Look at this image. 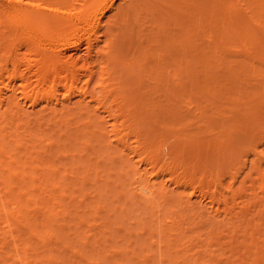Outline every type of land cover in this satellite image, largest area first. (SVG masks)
I'll return each mask as SVG.
<instances>
[{
	"label": "rangeland",
	"instance_id": "obj_1",
	"mask_svg": "<svg viewBox=\"0 0 264 264\" xmlns=\"http://www.w3.org/2000/svg\"><path fill=\"white\" fill-rule=\"evenodd\" d=\"M121 2L122 0H115L114 8L109 10L106 15L101 18L102 21L100 26H103L104 28L105 24L108 25L113 23L111 20L114 19V17L112 16H116L115 14L118 13L116 12L118 10L117 7L122 4ZM143 2L145 1H138L139 6L137 8L139 10L141 8V4H143V6L147 5L146 8L153 9L152 5L154 2L159 4L160 8L166 9V6L167 8L169 6L172 7L171 0H146V3ZM151 2H153V4ZM212 3L214 4L213 6H215L213 24L215 29L212 27V31H210V33H213L215 36H219L218 32H221V29H224L227 25L226 24L223 26L222 22L223 18L226 16L225 14L232 10L230 8L231 1L213 0ZM219 3L221 4L219 5ZM223 3H225V5ZM137 8L132 9L131 7L130 9L132 11L129 9L131 14L129 11L127 14H130L128 16L129 18L127 19V16L123 17V15L122 17L124 20L118 19L117 21L119 22L115 23L114 26L116 24L118 25H116L114 29H116L115 31L117 36L122 39L120 40L117 37L119 43H121L120 47L125 50V54L127 52L125 46L129 45L128 43L133 39L134 36L136 37V39L135 37L134 39L138 40L136 35H139V42L141 40L143 42V39L145 38L144 44L142 45L143 49H141V45H139L140 49L137 50L139 55H136H138V59L141 58L143 55L140 56L141 53L139 52L144 50L142 53L146 54L145 57L147 58H141L140 63H137V58H132L134 57L132 53L126 55L122 53V57L120 56V60L116 65L119 70L116 71V73H123H121V76L119 75V77H122V80H124V82L121 80L123 84L121 82L120 85L116 84L119 87L122 86L120 91H123H121L119 95L122 97H120V99L117 97L118 99L112 101H114V105H118L117 110L119 109V111H121V113L119 112L120 116H118V118H123V120H125L124 122L122 119L117 118V122L122 123L123 121L126 124L125 125L122 123L124 126L122 125L121 127V124L118 123V127L122 129L120 133L123 132L120 135H124L125 133L126 138H124V140H127L126 142L129 144L128 146H130L131 149L133 146V149L138 150H134L136 153L132 154L128 151H121L122 146H120L121 149L116 145L113 146L115 142H113L114 144L109 145V142L107 141L109 139H107L106 136L101 135L99 131L100 127L97 128L96 125H94L95 127L92 126L94 129L88 128L87 125L90 124L89 126L91 127V124L93 123H88L87 118L86 120L83 118L84 121H82L83 119L81 118L79 120V115H77L78 113L75 114L73 110L72 111L74 114H72V111H69L60 113L57 116V113L51 109V106L53 105L50 104L49 107H44L45 102H40L36 105L34 114H29L28 109L26 111L24 110L25 112L22 111L21 113H23L25 116L22 114L24 117H22L20 120V122L23 120V123L21 122L18 128V132L20 133H17L18 136L16 135L13 138V142L15 141V138L18 137L16 139L22 143L21 145L17 146L20 142L18 143V141H15L18 144L15 142H9L10 145L8 144V148H6L8 149V152L6 153H13L11 157L13 156L16 158L12 164L13 166L15 165L16 171V167L18 166L17 168L19 171H13V174L16 176L12 175L10 168L13 166L10 160L9 162L11 166H7L9 169L7 167H5L7 169L2 168L3 166L1 167L3 170L0 171L2 173H0V187L2 186V190L0 189L2 193L1 191L0 193H5L3 194L5 200L4 198L2 201L0 200V207L3 201H7L6 205L10 206H12L10 202L14 201V203H17L19 206L13 203V205L18 206H13V208L16 207L13 211H16L18 208L20 214H16L17 211L15 214H13L15 216L22 215L24 218L21 216L22 219H16V217L14 219V215L11 213V218H13L12 222H15V224L13 225L11 222L10 225L15 226L16 229L15 230L12 228V226H10L13 230V241L12 239L11 241L14 242L15 240L17 250L16 248L13 250L12 242H9V239L11 238L9 235L10 233L8 234V237V235H6L7 231L3 229V226L0 228V239L2 238L0 240V245L2 246L0 248L2 249L0 250L2 251L0 252V264H21L19 259H15L17 258L16 254L18 253L20 256L22 254L21 257L23 261L28 258L26 259L27 264H52L51 262H53V260L48 259L49 262L45 260L48 256H52L51 259L55 257V261L53 262L54 264H264V193H261L259 189L255 187L257 185L251 187L252 183L256 181L255 173H252L253 175L250 174L249 176L247 175V177H244L247 174L245 172L248 171L247 168L249 167L250 163L249 160H244L245 153L240 154L241 152L238 151L240 147H237L238 144L235 143L236 141L232 142L230 145V141H234L233 137L235 133L233 129L236 131V128L232 129V127H235L237 122H235V120L229 121L228 123H230L229 126H231V128H229L228 124H226L229 130L232 129V134L234 133L231 136V133H224L225 135L221 133L222 126H220V122L217 121L223 116L226 117L227 115L240 110L241 107H246V102H243L245 101V97L241 96L244 99L243 100L238 95L242 91L239 93L236 92L237 89L235 86L240 82L239 85L242 88L245 83V86H247L248 82L253 84L257 81L254 82L252 78L250 81L248 78V80H245L246 73L244 71L242 72L239 68L237 69L238 60H241L242 57L239 56V59L236 53L233 52L236 48L232 45H229L230 43L227 41H222L220 43L218 40V43H215L216 47L213 48L211 52H208L209 54L206 53V55H196L197 58L191 56V53H189V55H185L187 57L189 56L188 59L186 57V59L184 57L182 59V56L184 55L177 56L180 58V61L176 63L175 60H172L173 57L171 56L173 55L170 56L167 54V58L166 56H164V58L161 56L156 58L158 55H160L159 53L165 51L163 48L166 44L165 40L168 39L169 41V38H174L172 42H174V45H177L176 48L180 49L181 47V49L183 48L184 50V47L189 49L190 46L195 44L196 38L191 36L190 33L184 34L182 29H179L181 25L175 22L174 19L172 20V18H170L168 15L166 18H164L166 14L163 16L161 11L160 17L163 18V20L159 18L161 20L160 21L158 18H156L157 21H160L157 22L156 19L154 20L156 17L155 14L157 13L156 10L154 11V9H148L147 11L145 8L144 11L142 8L139 11ZM189 9L190 7L187 4L184 3L181 5V11L183 10V15H187L188 11L190 12L191 10ZM142 10L145 13L151 10L150 13L153 11L155 16H152V13L151 15L150 13L146 15L144 12H142ZM133 11L135 14L134 17L131 16L133 15ZM137 12L138 14L139 12H142L140 13L142 15H137ZM111 13L115 14L112 15ZM143 14H145V21L143 19ZM148 15L153 17L152 19L154 21L150 19L151 17ZM183 15H181V19L186 18V20H188L187 16L185 17ZM130 16L133 18V23H136L134 19L138 16L136 23L137 25L132 23ZM146 16L148 17L147 20ZM182 16L184 18H182ZM129 21H131V24L133 25H131ZM159 23H162L160 27H158ZM125 24H128V26ZM142 25V28H144L146 32L141 28ZM133 26L135 28L134 30L137 29L136 27L139 28L137 30L138 32L133 31L132 33L131 29ZM146 27H148V29L151 31L153 29L152 33H154L155 30L157 35L154 33L156 35L154 36V34H152L150 31L147 33L148 29L146 30ZM103 28L101 27V29L98 31V33H100H97L101 39H104ZM140 28L142 29L143 33L140 32ZM179 31H181V33H183L186 37L184 38L182 36L183 34L181 35ZM134 32L136 35H133ZM131 34L133 37L130 36ZM146 34H148V36ZM168 35H173L174 37H169ZM141 36L143 38H141ZM157 37L158 39L161 38V43ZM129 38L132 39L130 40ZM146 41L148 42V44H146L148 47L145 45ZM126 43L128 45H126ZM172 44L173 43L170 41V45ZM144 45L146 48H144ZM82 46L84 47L83 43L81 44V49L76 50L69 48L65 53L67 55H73L74 57L82 56L84 51ZM226 47H230V49L233 47L234 48L231 52V50ZM217 50L219 53L216 52ZM121 52L122 51L120 50V53ZM213 54H216V57ZM128 55H130L131 58ZM227 56L228 58H226ZM169 57H171V59ZM160 58L163 61H167L168 59L167 63L162 62V64H165V66L158 62L161 60ZM176 58L174 57L173 59ZM219 59L220 61H218ZM171 60L173 62H171ZM181 61L182 63L185 62L184 65L181 63ZM127 64L129 66L132 65V68L134 66V68L132 69ZM10 65L11 64L8 63L7 68L8 66L10 68ZM166 65H168V67ZM262 75L261 77H264ZM127 76L130 78V80L127 78ZM176 76L177 80L174 78ZM179 79L180 81H178ZM261 79L264 80V78ZM114 81H116V83L118 82L119 84L118 78ZM95 85L96 84L94 81L90 82L89 90L91 92L95 91L97 93L99 88L97 89ZM94 86L97 90L94 89ZM117 86H114L113 84V87ZM167 86L171 88V90ZM180 87L182 88L181 90ZM62 90L63 88L60 87L58 92L59 94H57L58 97H63L61 96V93L63 95ZM174 92L177 93L175 94ZM118 93L119 92L116 94ZM234 93L235 95H233ZM123 94L124 97L126 96L125 98L123 97ZM234 98L237 100H234ZM76 99L77 95L73 94L71 96L70 102L68 104L65 102L64 105H66V107L68 106V109H71V107L74 108V105L76 108ZM110 101L107 102L110 103ZM118 102H120V105ZM213 102H215V104H213ZM114 105L113 107H115ZM217 105L219 107H217ZM121 106L123 108H119ZM47 107L48 109H45ZM48 110L50 111L48 112ZM212 110L215 113H213ZM261 111L264 112V110ZM70 112L71 114H69ZM122 113H124L123 116ZM104 114L105 113L102 115ZM125 115L126 117H124ZM104 116H106V114ZM218 116H220V118ZM81 117L83 116L81 115ZM106 117L107 119L105 117L104 119L109 121V123L105 122L103 126H107L106 128L109 129L108 126L113 121V118L111 120V117ZM134 118L139 122L137 123ZM132 119L135 122H133ZM85 121L88 124H86ZM232 122L235 123L232 124ZM131 123H133V125ZM83 124L86 126H83ZM21 126H23V128ZM69 127L71 128L69 129ZM83 127L86 130H83ZM135 127L136 129H134ZM87 128L89 130H87ZM50 129L55 131L51 134ZM85 131H89V134ZM130 132H132V134ZM40 134L42 137H44H40ZM50 134L52 137H49ZM144 134L145 137L143 138ZM221 134L223 137H225L223 138ZM54 138L55 142H59L53 144L54 141L51 139L54 140ZM49 139L50 143L52 144H49ZM214 139L216 141H214ZM218 139H220L219 142H217ZM223 140H226V143ZM24 143H27V146L29 145L28 147L30 148L27 149L28 147L24 145ZM223 143H225V146ZM49 145H52V147ZM222 145L223 149L220 147ZM225 147H228V149ZM234 147L237 149H234ZM49 149H52V151ZM220 149H222V151H220ZM225 150H227V152H225ZM15 153L17 155H15ZM134 154L139 155L136 157ZM141 155H147L149 157V162H156L161 167L158 173V178H155L156 187L154 188L156 190L150 200L145 199L141 195L138 196L136 193L134 194L133 190L130 189L135 177L134 173L136 167L141 169L145 167L148 171H150L151 168L150 164L148 165L146 161L143 162L144 164L141 163L143 166L141 164H136L133 166V164L136 163L135 161H137V158H139V156L142 157ZM147 156L146 158H148ZM127 157L128 159L135 158L134 161H126ZM150 157L152 160H150ZM46 159L50 160L46 161ZM23 160L25 162H23ZM240 160L246 162L248 165L246 163H243L242 165ZM125 163L130 164L127 165ZM21 164L24 165L23 168ZM244 164L247 168L244 166ZM53 169H55V171ZM4 170L7 171L4 172ZM9 171L11 173L10 177L13 176L12 180H15V182L12 180L11 183L8 182V177L6 176H9ZM161 171L164 173L161 174ZM38 173L42 174L38 175ZM33 174L35 179L34 181L32 179ZM173 175L181 176V180H186L187 178H189V180L187 179V182L184 180V183L181 185L179 184V186L172 182L171 177L173 178ZM185 176L190 177L186 178ZM3 177L4 179H1ZM6 181L10 184L9 187L12 185L10 188L6 186L8 184ZM208 182L210 184H208ZM206 185H209V187L211 186V188L209 189ZM3 187H6L5 189L8 188L7 194ZM212 187L216 189L214 190ZM212 189L217 195L214 196V191ZM203 190L205 192L208 191L209 193H205ZM256 191L259 192L256 193ZM210 195L214 196L215 200L210 197ZM215 197L217 199L220 197L219 199L222 200L218 199V202ZM188 199H191L192 202L191 200L188 201ZM1 219L2 218L0 217V220ZM18 221H21V223L19 222V224ZM43 222L45 223V226L47 224V227L43 226ZM62 224L63 226L66 225L67 227L64 226L63 228ZM1 225H3V222L2 224L0 223V226ZM41 226L43 228H41ZM45 231H48V233ZM43 232L46 234V236L51 232L53 235H50V237L48 235L49 239H47ZM14 234L16 237H14ZM2 240L4 241L1 244ZM16 240H18L19 244H17ZM49 244H52V246H50L53 249L49 247ZM71 248H76L81 253L77 250V254H73L76 257L73 258ZM257 249L258 251H256ZM24 250L27 255H25ZM15 251H18V253ZM79 254H82V256ZM73 259H76V261Z\"/></svg>",
	"mask_w": 264,
	"mask_h": 264
},
{
	"label": "bare ground",
	"instance_id": "obj_2",
	"mask_svg": "<svg viewBox=\"0 0 264 264\" xmlns=\"http://www.w3.org/2000/svg\"><path fill=\"white\" fill-rule=\"evenodd\" d=\"M138 1L139 0H122V2H121L122 4L117 7L118 10L116 12H118V13H116V14L114 13L118 18L116 16H112V17H114V19L111 20V21H113V23L112 24H108V25L105 24L104 28H103V26H100V23L102 21L101 18L103 16H105L106 13L109 10L114 8L115 0H0V171L3 170V169H1L2 166H3L2 168L7 169L8 168L7 166L8 165L11 166L12 162L16 159L13 156H12L13 157V159H12L11 155L13 153L12 154L10 152L6 153V152H8L7 151L8 149H6V148H8L7 146L9 144V142H11V143L13 142L14 136H16V135L18 136L17 133H20V132H18L19 131L18 128H19L21 122L23 121L22 120L20 122V120H21L22 117L25 116L21 112L24 111V110L26 111L28 109L29 112L28 111L27 112L29 114H34V109H35L36 105L39 104L40 102H45L44 103L45 104L44 107H46V106L49 107L50 104L53 105V106H51L52 107L51 109H52V111H55L57 113V116L60 113L69 112V111L73 110L75 112V114L78 113L77 115H79V117H78L79 120H80V118L81 119L85 118V120L87 118V122L88 123L89 122L93 123V124H91V127L89 126L90 124L87 125L88 128H93V127H95L94 125H96L97 128L100 127L99 131H100L101 135H104V136L107 137V139H109V140H107L109 142V145L110 144L112 145V144H114L113 142H115V144L113 146L116 145L119 148H120V146H122V150L121 151H128L129 153H132V154L136 153V151L138 149L137 150L133 149V146H132V149H133L132 150L130 148V146H128L129 144L126 142L127 140L126 141L124 140V138H126V134L124 133L125 136L124 135H120L123 132L120 133L122 129H120L118 127V123H120V122H117L118 121L117 118H118V116H120L119 112L121 113V111H119V109L117 110L118 105L115 103L117 105V107H116V105H114V101H112V100H115V99H118V98L120 99V97H122V96H119L121 91H123V90L120 91V89H122V86H120V87L117 86V85H120V82L122 80V77H119V75L121 76L122 72L116 73V71H119L118 67H116V65H117V62L120 60V56L122 57V53L125 54V50L120 47L121 43H119V41H118V38L120 39V37L117 36L116 31H115L116 29H114V27H116V25H118V24H116L115 26H114V24L119 22V21H117L118 19H123L124 20L123 17H125V16H127V19H128L129 18L128 16L131 14L130 11H132L130 8L131 7H132V9L137 8L139 6L138 5ZM142 1H145L143 3H146V0H142ZM190 1L189 0H186V1H184V0H171L172 7L169 6L171 8H169V7L167 8V6H166V9L160 8V5L155 3V2H154V4H153V2H151L153 4L152 8L154 9V11L155 10L157 11V13L155 14L156 17L154 18V20L156 18H158V20H160L159 18H161L160 16H161V12H162L163 16L166 14L164 18H166V16L168 15V16H170V18H172V20L174 19L175 22L180 24L181 27L179 29H182V32H184V34L185 33H190L191 36L196 38L195 44L190 46L189 49H186L184 47V50H183V48L181 49V47H180V49L176 48L177 45H174V42H172V40L174 38L173 39L169 38V41H168V39L167 40L164 39L166 44H165V46H164L163 43L162 44L164 46L163 48L165 49V51L159 53L160 55H158L156 58H158L159 56H161L163 58H164V56H166V58H167V54L170 55V56L173 55V56H171L173 58L174 57L176 58L177 56H180V55H184V56H182V59H183V57L184 58L186 57L188 59L189 56L187 57L185 55H189V53H191V56H194V57H196V55L197 56L198 55H204V54L206 55V53L211 52V50L216 47L215 43H218L217 42L218 40H219L220 43L222 41H224V42L227 41V42L230 43L229 45H232V46H234L236 48L233 51L232 49L234 47L232 49H230V47H226V48H229L231 50V52L232 51L235 52L238 57L239 56L242 57L241 60H238L237 69L239 68V69H241L242 72L244 71L246 73L245 74L246 75V77H245L246 79L245 80L249 79V81H250V79L252 78L254 80V82L255 81H257V82H255L253 84H250L247 81L248 85L245 86V84H246L245 83L243 85V87L245 86L244 88L243 87L241 88V86L239 85L240 84V82H239V84H237L235 86L236 89H237V90L236 89L235 90L238 93L240 91H242L240 94H238V93L237 94L240 97L241 96L245 97L244 98L245 101H243V102H246L245 103L246 107H241L240 110H237L236 112H233V113L230 111L232 114H229L230 116L227 115L229 117H227V116L224 117L223 116L222 118H220V116H218L220 119H218L217 121H219L220 124H221V125L220 124L219 125L222 126V130H221L222 134H224V133L230 134L231 133V136H232L235 133V135L233 137L234 141H230V145H231L232 142L236 141L235 143L239 145V146L237 145V147L238 148L240 147L239 148L240 150L238 149V151L241 152L240 154L245 153L244 154L245 155V159L244 160L245 161L249 160V162H250L248 168L244 164V166L248 169V171L245 172L247 174L244 177H247V175L249 176L250 174H252V173L254 174L255 173V175H256V179L255 180L256 181L252 183L251 187H254L255 185H257L255 187H257L261 193H264V112L261 111V110H264V80L261 79V78H264V77H261V75L264 74V0H230L231 1L230 8L232 10H230L226 14L224 13L226 16L223 18V22L220 20L223 23L222 25L225 26L227 24L226 25L227 27L225 26L224 29H221V32L217 31L219 33L218 34L219 36H215V35H213V33L212 34L210 33V31H212V27L214 28L213 24H214V8H215V6H213L214 5L212 3L213 0L212 1H210V0H192L191 2ZM140 3H142V2H140ZM184 3L187 4L190 7V9H191V10L189 9L190 12L188 11L187 15H185V14L183 15V10L181 11V5L184 4ZM220 4L221 3H219V5ZM223 4L225 5V3H223ZM142 6H143V4H141L140 10L143 8L144 11H145V8L147 7V5L146 6L144 5L145 8H144V6L143 7ZM178 8L180 9V11H179ZM129 9H130V11H129ZM146 9L148 11V9H151V8H146ZM153 9H151V10H153ZM151 10H149V12H146V13L142 10V12H144L147 15V14L150 13ZM128 11L130 12L129 15H127L129 13ZM142 12H139V14L142 13ZM151 13H152V16H155L153 11ZM151 13H150V15H151ZM114 14H112V15H114ZM139 14L137 12V15H139ZM145 14H143V16H144L143 19L145 18ZM120 15H121V17H120ZM134 15L135 14H134V11H133V15H131V16L134 17ZM140 15H142V14H140ZM150 15H148V16H150ZM181 15H183L185 17L187 16L188 20H186V18H184L183 16H182V18H184V19H181ZM137 17L134 19L136 23H137V19H138ZM139 18H140V16H139ZM152 18L153 17H151L150 19H152ZM170 18H168V19H170ZM130 19H131V21L133 23L134 22L133 18L131 17ZM147 19H148V17L146 16V20ZM161 20H163V18H161ZM131 21H129L130 24H131ZM144 21H145V19H144ZM153 21H151V22L154 23ZM156 21H157V19H156ZM160 21H157V22H160ZM187 22L190 23V24H188ZM136 23H133V24H136ZM133 24H131V25H133ZM160 25H162V23L161 24L159 23L158 27H160ZM126 26H128V24ZM134 26L132 27V29L130 28L132 30V33H133V31H137L139 29L138 27H136L137 29L134 30L135 29ZM223 26H222V28H223ZM101 27L103 28V32H104V34H103L104 35V39H101L99 37V35H98L100 33V32L98 33V31H99V29H101ZM129 27H131V26H129ZM142 27H143V25L141 26V28ZM142 29L145 31L144 28H142ZM142 29H141L140 32H142ZM147 29H148V27H146V30ZM214 29H213V31H214ZM148 31H150L152 33L153 29H152V31L148 29L147 33H148ZM127 32H129V31H127ZM142 33H140V34H142ZM154 33L156 34L155 30H154ZM154 33H152V34H154ZM179 33L181 35L183 34V33H181V31H179ZM155 34H154V36L157 35V34L156 35ZM184 34L182 36L185 38L186 36H184ZM133 35H136L135 32H134ZM146 35L148 36V34H146ZM173 35H170V36L172 37ZM130 36H132V34ZM136 36H137L138 40H135L136 37L134 36L135 37V39H134V37L132 36L133 39L131 38L132 39L131 40L129 38L131 41L130 42L128 41L129 43L127 42L129 45L126 43V45H128V46H125V49L127 51L126 54H131L132 53V55L134 56L132 58H135V57L137 58V56L139 55L137 50L140 49V48L143 49L142 45L144 44V40H145V38H144L143 42H142V40L139 42V39H140L138 37L139 35L137 34ZM122 37H123V33H122ZM143 37H144V35H143ZM143 37L141 36V38H143ZM157 39H158V37H157ZM120 40H122V39H120ZM158 40L160 42L161 38H159ZM158 40H156V41H158ZM166 41H168L169 44ZM170 41H171V43H173L172 45H170ZM138 42H139V44H138ZM224 42H223V44H224ZM82 43L84 44V47L82 46L84 48L82 56L74 57L73 55H67L65 53L69 48H73V49H76V50L81 49L80 47H81ZM206 43H207V45H206ZM122 44H123V42H122ZM146 44H148L147 41H146L145 45ZM124 45H125V43H124ZM139 45H141L140 48H139ZM146 46L148 47V45H146ZM146 46L144 48H146ZM148 49H150V48H148ZM120 50L122 51L121 53H120ZM218 50L216 52H218ZM143 51L141 50V52H139V53H141L140 56L141 55L144 56V57L143 56L141 57L142 59L147 58V57H145L146 54L142 53ZM218 53H217V55H218ZM136 54H138V55H136ZM151 55H152V53H151ZM128 56L130 57V55H128ZM214 56L216 57V54ZM228 56H230V55H228ZM228 56L226 58H228ZM171 57H169V58L171 59ZM141 58H139V59L137 58V63H140ZM173 58H172V60H175V63L180 61L179 57L176 58L177 60L173 59ZM222 58H224V57H222ZM239 59H240V57H239ZM172 60H171V62H173ZM167 61H168V59H167ZM167 61H163L161 59L158 62H160L162 64V62L167 63ZM218 61H220V59ZM230 62H231V59H230ZM8 63L11 64L10 68H9V66L7 68V64ZM142 63H144V62H142ZM181 63H182V61H181ZM184 63H182V64L184 65ZM141 64H139V65H141ZM145 64H147V63H145ZM171 64H173V63H171ZM177 64H179V63H177ZM229 64H227V65H229ZM148 65H150V64H148ZM162 65L165 66V64H162ZM131 66H129V67H131ZM166 66L168 67V65H166ZM195 67H196V65H195ZM133 68H134V66H133ZM119 69H120V67H119ZM144 69H145V67H144ZM194 69H196V68H194ZM136 70H137V68H136ZM142 71H144V70H142ZM148 71H150V70H148ZM165 72H168V71H165ZM133 73H131V74H133ZM151 73H152V71H151ZM192 75H195V74H192ZM177 76L174 77V78L176 79ZM262 76H264V75H262ZM117 78H118L119 84H118V82L116 83V81H114ZM119 78H120V80H119ZM127 78H128V76H127ZM165 78H166V76H165ZM189 78H191V77H189ZM128 79L130 80V78H128ZM225 79H226V77H225ZM155 80H157V79H155ZM240 80H241V78H240ZM92 81H94V83L96 84L95 85L96 88L97 89L99 88L97 90L95 88V86H94V89L97 90V93L95 91L91 92L89 90L90 89L89 88L90 82H92ZM122 81L124 82V80H122ZM178 81H180V79ZM195 81H196V79H195ZM163 82H165V81H163ZM251 82H252V80H251ZM127 83H128V81H127ZM156 83H157V81H156ZM113 84H114V86H117V87H113ZM190 84H191V82H190ZM220 85H221V83H220ZM60 87L63 88V90H62L63 91V95L61 93V96H63L62 98L58 97V95H57V94H59L58 92H59V88ZM181 87H180V90L182 89ZM169 89L171 90V88H169ZM116 90H117V92H119L118 94H116L117 93ZM124 91H125V89H124ZM175 91H177V90H175ZM224 92H225V90H224ZM233 92H235V91H233ZM73 94L77 95V99H76V104H77L76 106L77 107L75 108V105H74L75 109L72 108V107H71V109L70 108L68 109L67 108L68 106L66 107V105H64V103L67 102V104H68L70 102L71 96ZM135 95H137V94H135ZM233 95H235V93ZM123 97H124V94H123ZM134 97H136V96H134ZM219 97H220V95H219ZM87 98H89V99H87ZM170 99H171V97H170ZM226 99H228V98H226ZM234 100H237V99L234 98ZM107 101H110V103H108ZM119 103L120 102H118V104ZM213 104H215V102H213ZM113 105L116 108L113 107ZM128 105H131V104H128ZM240 105H242V104H240ZM228 106H230V105H228ZM228 106H227V108H228ZM48 107L45 108V109H48ZM111 107H112V109H111ZM217 107H219V106L217 105ZM119 108H123V107L121 106ZM213 109H217V108H213ZM49 111L50 110H48V112ZM73 111H72V114H74ZM133 111H134V109H133ZM226 111H228V110H226ZM103 113H105L106 116H108L109 118L111 117V120L113 118V121L108 126L109 129L106 128L107 126L106 127L103 126L105 122L109 123V121L106 120L107 117L104 116L105 114L102 115ZM115 113H116V115H115ZM124 113H126V112H124ZM124 113H122V116H123ZM213 113H215V112L213 111ZM22 114L24 116H22ZM69 114H71V112ZM81 115L83 117H81ZM43 116H45V115H43ZM134 116H137V115H134ZM38 117H40V116H38ZM104 117L106 119H104ZM124 117H126V115ZM95 118H100L101 120L100 119H95ZM132 118H133V116H132ZM118 119H122L123 120V118H118ZM231 120H235V122L238 123V124L237 123L235 124V127H232V129L236 128V131L233 129V131H234L233 134H232L233 131H231L232 129H230V130L228 129V127L231 128V126H229L230 123H228ZM82 121H84V119ZM123 121L125 122V120H123ZM123 121H122V123H124ZM132 121H133V119H132ZM214 121H216V120H214ZM79 122H81V121H79ZM87 122L85 121L86 124H88ZM133 122H135V121H133ZM136 122L138 123L139 121L136 120ZM235 122H232V124H234ZM45 123H46V121H45ZM64 123H65V121H64ZM122 123H120L121 127L123 125ZM30 124H28V125H30ZM80 124H82V123H80ZM131 124L133 125V123H131ZM226 124H228V127H227ZM23 126H21V127L23 128ZM83 126H86V125L83 124ZM232 126H234V125H232ZM70 128L71 127H69V129ZM88 128H87V130H89ZM39 129H40V127H39ZM84 129L85 128L83 127V130ZM119 129H120V131H119ZM123 129H124V127H123ZM134 129H136V127ZM21 130H23V129H21ZM40 131H41V129H40ZM54 131L51 130V134ZM218 131H220V130H218ZM222 131H224V132H222ZM85 132L88 133L89 131H85ZM127 132H128V130H127ZM140 132H141V130H140ZM48 133H50V132H48ZM90 133H91V131H90ZM130 133L132 134V132H130ZM218 133H220V132H218ZM51 134H50L49 137H52ZM222 134H221V136H222ZM93 135H95V134H93ZM40 137H42V135ZM53 137H54V133H53ZM144 137H145V134L143 135V138ZM216 137H217V135H216ZM16 138H18V137H16ZM16 138H15V141H18V143L19 142L20 143L18 144L17 142H15V141L14 142L16 144H18L17 146L21 145L22 142L17 140ZM45 138H46V136H45ZM82 139H83V137H82ZM20 140H21V137H20ZM51 140L55 142V138H54V140L53 139H51ZM230 140H232V139H230ZM107 141H105V142H107ZM214 141H216V140L214 139ZM219 141H220V139H218L217 142H219ZM223 141L225 142L226 140H223ZM54 142H53V144H56L59 141H57L55 143ZM225 143H223L224 146H225ZM49 144H52V143H50V139H49ZM24 145L27 146V143H24ZM42 145H45V144H42ZM228 145H229V142H228ZM49 146L52 147V145H49ZM234 146H235V144H234ZM15 147H16V145H15ZM218 147H219V145H218ZM220 147H222V149H223V145L220 146ZM29 148L30 147H28L27 149H29ZM225 148L228 149V147H225ZM229 148H230V146H229ZM235 148L236 147H234V149ZM222 149H220V151H222ZM25 150H26V148H25ZM49 150L52 151V149H49ZM134 150H136V151H134ZM235 151H237V150H235ZM11 152H12V150H11ZM225 152H227V150H225ZM29 153H30V151H29ZM48 153H49V151H48ZM66 153H68V152H66ZM129 153H127V154H129ZM138 153L140 154L139 151H138ZM230 153H232V152H230ZM132 154H130V155H132ZM139 154H134V155H136V157H138L137 155H139ZM15 155H17V154L15 153ZM146 156L145 155L142 156V157L139 156V158H137V161H135L136 163H134V164L132 163V164H133V166L136 165V164H141V163L144 164L143 162L146 161L147 164L148 165L150 164V166H151L150 171H148L145 167L142 168V169L139 168V167H136V170H135V173H134L135 177H134V180L132 182V185H131L130 189L133 190L134 194L136 193V194H138V196L141 195L145 199L150 200L153 197L154 193H155V190H156L154 188V187H156V185H155V180L156 179L155 178H158V173H159L161 167L156 162H152V161L149 162L148 161L149 157L147 156L148 158H146ZM45 157H47V156H45ZM134 158L133 159H130V158L128 159V157H127L126 161H128V160H133L134 161ZM34 159H37V158H34ZM34 159H32V160H34ZM9 160H10L11 164H10ZM24 160H23V162H25ZM47 160L48 159H46V161ZM150 160H152L151 157H150ZM154 160L156 161L155 158H154ZM240 161H241L242 165H243V163H246V162H244L242 160H240ZM237 162H238V160H237ZM71 163H72V161H71ZM125 164L129 165L130 163H125ZM4 165H6V166H4ZM21 165H22V168H23L24 165L23 164H21ZM12 166H13V164H12ZM5 167H7V168H5ZM17 167H16V169H17V171H19ZM12 168H14V169H12ZM12 168H10V171L12 172V175H15V174H13V171H16L15 170V165ZM53 170L55 171V169H53ZM86 170H87V168H86ZM5 171H7V170H4V172ZM10 171L8 172L9 176L8 175L6 176V177H8L7 178L8 182L9 183H11L12 181L15 182V180H12L13 176L10 177V174H11ZM16 172H14V173H16ZM23 173H24V171H23ZM160 173L163 174L164 172L162 173V171H161ZM39 174H42V173H38V175ZM17 175H18V173H17ZM187 177H190V176H187ZM1 179H4V177L1 178ZM32 179H33V181L35 180L34 179V174H33V178ZM181 179L182 178L179 175H175L173 178L171 177L172 182L174 184H176V185H179V184L181 185L182 183H184L183 181L185 179H183V180H181ZM187 179L189 180V178H187ZM186 180H185V182L188 181V180L187 181ZM0 182H1V180H0ZM8 182L6 181V183H8ZM241 182H245V181H241ZM9 183L7 185L6 184L5 185L7 187H9V185H10ZM212 183H214V182H212ZM208 184H210V183L208 182ZM200 185H201V183H200ZM206 186L210 189L212 184H211L210 187H209V185H206ZM1 188H2V186L0 187V189ZM5 188L6 187H3V189L6 190V194H7V191H8L7 189L8 188L7 189H5ZM212 188H214V187H212ZM215 189L216 188H214V190ZM199 190H201V189H199ZM203 192H205V191L203 190ZM206 192H208V191H206ZM258 192L256 191V193H258ZM1 193H2V191H1ZM1 193H0V198H1L0 200L2 201V199L4 198L3 194H5V193H3V194H1ZM215 193L216 192L214 191V196L217 195ZM256 193H254V194H256ZM211 195H210V197H212L214 199V196H211ZM258 196H261V195H258ZM6 197H7V195H6ZM219 198L220 197H218V199ZM139 199H141V198H139ZM191 199H188V201L191 200ZM218 199L216 198L217 201H218ZM4 200H5V198H4ZM219 200H222V199H219ZM186 202H187V200H186ZM191 202H192V200H191ZM6 203H7V201L6 202L3 201L1 203V207H0V217L2 218L1 219L2 221L0 220V223L2 224V222H3V225H1L0 228L3 226V229H5L8 232L7 233L6 231H4V232H6V235H8L10 233L9 235L11 236V238L9 239V242H12L13 241V236H12L13 235V233H12L13 230H12V228L15 229V226H12L10 224H11L13 218L15 219V217H16V219H18V218L20 219L22 215H18V216L14 215L16 211H17L16 214L17 213L20 214L19 211H18V208H17L16 211H13L16 207L19 206L17 203H14V201L10 202L12 204V206L6 205ZM8 203H9V201H8ZM13 203L17 204L18 206L13 205ZM8 206H9V208L10 207L11 208L9 209ZM13 206H16V207L13 208ZM97 209H98V207H97ZM11 213L12 214L14 213L13 214L14 215L13 218H11L12 217ZM21 221H18V223L19 222L21 223ZM43 223H41V224H43ZM12 224L14 225L15 222H12ZM10 226H12V228ZM43 226L47 227V224L45 226V223H44ZM62 226H63V224H62ZM64 226H66V225H64ZM64 226H63V228H64ZM41 228H43V227L41 226ZM15 230H14V232H15ZM48 231H45V232L48 233ZM43 234H45V233L43 232ZM9 235H8V237H9ZM48 235L50 237V235H53V233L51 232V233L47 234V236L45 234L47 239H49ZM45 236H44V238H45ZM14 237H16L15 234H14ZM11 239H12V241H11ZM3 241L4 240H2L1 244L3 243ZM16 241H17V244H19L18 240H16ZM12 245L14 247V248L12 247V249L15 250V248H16V250H17V245H16L15 240H14V242H12ZM50 245L52 246V244H49V247L51 248ZM1 247L2 246L0 245V248ZM18 247H19V245H18ZM51 249H53V248H51ZM0 250H2V249H0ZM25 250H24V253H25V255H27ZM77 250L78 249H76V248L72 249L71 252H72L73 258L76 257L74 255L77 254L76 253ZM256 251H258V249ZM0 252H2V251H0ZM78 252H80V251L78 250ZM16 253H18V251ZM21 256H22V254H21ZM21 256L18 253V254H16L17 258H15V259L16 260L19 259L21 261V264H27L26 259H28V258H26L24 260L25 261L24 262L22 260ZM80 256H82V254ZM48 257H50V258H48ZM48 257L45 259L48 262H49V260H53V262L55 261V259H54L55 257L53 259H51L52 256H48ZM70 258H72V257H70ZM73 260L76 261V259H73ZM28 261H30V260H28ZM14 262H17V261H14ZM53 262H51V263L54 264ZM71 262H72V260H71ZM78 262H80V261H78Z\"/></svg>",
	"mask_w": 264,
	"mask_h": 264
}]
</instances>
